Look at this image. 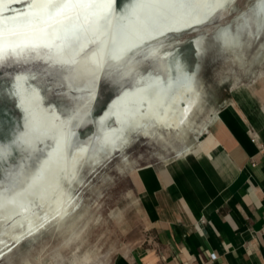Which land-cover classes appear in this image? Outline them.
I'll return each mask as SVG.
<instances>
[{
	"label": "bare ground",
	"instance_id": "1",
	"mask_svg": "<svg viewBox=\"0 0 264 264\" xmlns=\"http://www.w3.org/2000/svg\"><path fill=\"white\" fill-rule=\"evenodd\" d=\"M105 1L67 4L57 12L55 6L47 9L35 0H0V45L22 56L16 55L15 60L36 51L52 57L54 63L71 62V67L61 71L14 68L0 86L6 98L0 116L4 124L0 156L7 152L0 159V258L45 230H74L77 218L87 209L81 201L89 178L117 153L123 162L131 160L127 149L137 137L166 147L186 140L207 101L205 86L197 75L199 61L190 67L181 52L188 34L194 33L190 42L198 59L206 38L224 53L225 60L241 66L256 62L263 47L264 32L258 33L252 20L242 28L260 0L239 9L238 0H199L195 8L182 9L164 0ZM87 6L85 13L96 17V40L82 35L83 16L67 19ZM220 11L232 14L213 23ZM211 23L214 28L206 29ZM45 30L51 32L39 34ZM128 31L132 35L124 36ZM229 39L234 43H227ZM146 40L150 43L143 44ZM94 46L99 55L89 59L80 53L81 48ZM115 46L133 51L114 61L111 49ZM26 62L35 61L29 57ZM125 64L131 81L117 86L108 100L113 102L101 115L93 113L103 76ZM69 71L71 82L66 75ZM82 76L85 80L81 82ZM45 86L67 101L49 100ZM88 126L91 130L83 134L82 129ZM24 139L29 143H22ZM77 141L80 148L74 151L72 145ZM199 147L195 144L187 152L176 153L187 156ZM10 174L13 183H9Z\"/></svg>",
	"mask_w": 264,
	"mask_h": 264
},
{
	"label": "crops",
	"instance_id": "2",
	"mask_svg": "<svg viewBox=\"0 0 264 264\" xmlns=\"http://www.w3.org/2000/svg\"><path fill=\"white\" fill-rule=\"evenodd\" d=\"M202 141L137 174L153 233L113 264H264V65L225 93Z\"/></svg>",
	"mask_w": 264,
	"mask_h": 264
},
{
	"label": "rangeland",
	"instance_id": "3",
	"mask_svg": "<svg viewBox=\"0 0 264 264\" xmlns=\"http://www.w3.org/2000/svg\"><path fill=\"white\" fill-rule=\"evenodd\" d=\"M251 1L238 0L236 8H243ZM118 2L121 3L122 0ZM88 9L87 6L76 12V17L72 18V15L67 19L74 21L78 20L79 16H83L80 24L83 27L82 35L87 40H96L98 37L96 17L91 12L85 13ZM231 14L232 12L220 11L213 23L226 20ZM213 23L206 29L212 30ZM50 32L45 30L39 34L46 35ZM193 34H188L185 43L182 44L181 52L189 60L190 67L199 61L197 75L205 86L207 101L205 110L197 116L195 126L189 128L186 140H176L174 147H166L157 141L137 137L127 149L131 160L123 162L120 153H117L89 178L88 184L83 187L81 201L87 209L77 218L74 230L66 227L61 231L59 228L54 231L51 228L52 230L48 229L41 234L30 236L12 252L1 257L0 264H113L119 255L129 253L136 245L152 236L153 230L137 187V174L146 168H154L178 157L177 153L187 152L195 144H200L202 147V139L206 137L208 126L222 104L225 93L231 88L248 83L264 65V43L256 62L249 66L229 63L225 60L224 53L211 45L207 38L205 49L198 59L190 42V36ZM31 54L32 56L26 55L16 61L26 62L29 57H33L35 62H26L24 67L62 70L53 67L55 63L52 57L36 54V51ZM153 61L158 63L156 59ZM14 62V58L0 61V64L4 65L3 75H0V86L9 80V73L15 68ZM127 66L125 64L124 67L113 68L107 77L102 78L96 103L97 112L115 93L117 86L131 81L129 75H126ZM230 67L236 68V72ZM71 73L72 71H69L66 74L69 82H71ZM84 80L85 76H82L80 81ZM44 93L49 100L67 101L63 95L53 94L48 86H45ZM8 108L12 109L13 106L9 104ZM90 130L91 126H88L82 129V132L86 134Z\"/></svg>",
	"mask_w": 264,
	"mask_h": 264
},
{
	"label": "snow or ice",
	"instance_id": "4",
	"mask_svg": "<svg viewBox=\"0 0 264 264\" xmlns=\"http://www.w3.org/2000/svg\"><path fill=\"white\" fill-rule=\"evenodd\" d=\"M36 3L43 4L47 7V9H52L53 6H55V11L59 12L63 9L64 6L67 4H77V3H85L86 0H35ZM124 0H122V3ZM165 3H168L170 5L176 6L178 9L182 8H195L199 0H164ZM249 20H252V22L256 26V31L258 33L264 32V0H260V3L257 8L251 10V16L244 19V23L242 25V28H247L249 26ZM163 35V33H161ZM227 35V33H225ZM155 39V38H154ZM150 41H144L143 44H149ZM227 43L232 44L234 41L232 39H229ZM93 45H95V42H93ZM143 45H136V47H142ZM113 55L111 56V59L114 61H119L123 57L127 56L129 53L133 51L132 48H126L122 46H115L111 49ZM80 53H84L88 55L89 59H91L92 56L99 55V50L97 47H91V48H81ZM78 53V54H80ZM17 55L16 51L12 48L0 45V61L10 60L13 57ZM54 68H60V69H66L68 67H71V62L68 60L63 61H56L53 65ZM3 68L4 65L0 64V75H3ZM145 71H148L146 68ZM52 75L51 73L49 74ZM131 87V85H129ZM5 96L3 94V89L0 88V116H2L3 113V105L5 103ZM103 113V110H101V113L98 115H101ZM101 125H103V121H100ZM76 134L73 133V136ZM4 138V124L3 119L0 118V143L3 142ZM95 139L98 141L100 140V137L97 136ZM22 143L28 144L29 141L27 139L22 140ZM73 150L75 151L77 148H80V143L77 141L72 145ZM83 150V149H81ZM7 152L5 151L3 153V156H6ZM3 156H0V159L3 158ZM14 182V177L9 175V183Z\"/></svg>",
	"mask_w": 264,
	"mask_h": 264
},
{
	"label": "water",
	"instance_id": "5",
	"mask_svg": "<svg viewBox=\"0 0 264 264\" xmlns=\"http://www.w3.org/2000/svg\"><path fill=\"white\" fill-rule=\"evenodd\" d=\"M113 1L114 0H106L105 2H107V4H112L113 3ZM215 11H213L212 12V14L214 13ZM212 14H211V16H212ZM128 33L130 34V31H128V32H126L125 33V35L124 36H126V35H128ZM130 35H132V32H131V34ZM18 56V55H17ZM18 57H22V56H18ZM26 64V62L25 61H23L22 60V62H17L16 60H15V62L13 63V65L15 66V68H19V67H21V66H24ZM97 73V71L95 70L92 74H91V78L92 77H94V75ZM103 77H107V76H103ZM100 78H101V75H99V77H98V82H99V80H100ZM110 99V98H109ZM108 99V100H109ZM106 101L105 103H104V105L101 107V109L99 110V112H101V110H103V112L107 109V108H109V106L111 105V103L113 102V100H111V101ZM96 103H97V100H96ZM96 103L94 104V108H93V113H96L97 111H96Z\"/></svg>",
	"mask_w": 264,
	"mask_h": 264
},
{
	"label": "built area",
	"instance_id": "6",
	"mask_svg": "<svg viewBox=\"0 0 264 264\" xmlns=\"http://www.w3.org/2000/svg\"><path fill=\"white\" fill-rule=\"evenodd\" d=\"M212 257L215 258L214 254H212Z\"/></svg>",
	"mask_w": 264,
	"mask_h": 264
}]
</instances>
